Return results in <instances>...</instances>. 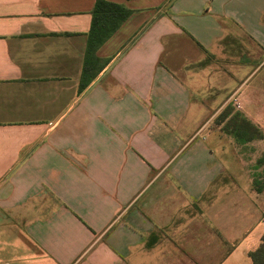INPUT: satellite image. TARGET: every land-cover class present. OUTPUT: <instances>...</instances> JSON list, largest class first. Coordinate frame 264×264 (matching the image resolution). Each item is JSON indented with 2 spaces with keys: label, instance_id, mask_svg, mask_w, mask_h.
Wrapping results in <instances>:
<instances>
[{
  "label": "crops",
  "instance_id": "crops-1",
  "mask_svg": "<svg viewBox=\"0 0 264 264\" xmlns=\"http://www.w3.org/2000/svg\"><path fill=\"white\" fill-rule=\"evenodd\" d=\"M95 1L0 0V264H253L264 139L215 118L264 109V0H106L79 89Z\"/></svg>",
  "mask_w": 264,
  "mask_h": 264
},
{
  "label": "trees",
  "instance_id": "trees-1",
  "mask_svg": "<svg viewBox=\"0 0 264 264\" xmlns=\"http://www.w3.org/2000/svg\"><path fill=\"white\" fill-rule=\"evenodd\" d=\"M132 11L124 5L109 2L106 0H96L91 12V24L87 35V43L84 51L82 72L79 81V89L84 88L94 78V76L105 65L107 60L100 59L96 52L130 17ZM222 119H227L222 130L234 137L236 142L246 144L255 139H261L262 134L259 128L245 118L239 112H233L227 106L221 112ZM217 122L223 123V120ZM259 163L264 165V153L259 159ZM256 192L261 191V187L253 182ZM253 264H264V235L256 250L250 253Z\"/></svg>",
  "mask_w": 264,
  "mask_h": 264
},
{
  "label": "rangeland",
  "instance_id": "rangeland-1",
  "mask_svg": "<svg viewBox=\"0 0 264 264\" xmlns=\"http://www.w3.org/2000/svg\"><path fill=\"white\" fill-rule=\"evenodd\" d=\"M248 59H251L252 66L257 67L258 62H259V56L256 55L254 50H252V51L249 50ZM263 76H264V73H263ZM262 82L264 83V78H263ZM252 98L257 100V102H259V103H262V102L264 103V96L262 94L261 95H252ZM259 106L262 107L263 104H259ZM232 110H233V112L241 113L249 121H251V120L253 121V119H254V121H259L262 125H264V109L255 111L254 112L255 116H254V118H251V119H249L243 112H240L235 107H233ZM221 112L218 114V116L215 119H216V121L223 120V126H224L227 119H222ZM263 129H264V127L262 129H259L261 134H262L261 139H264ZM262 144L264 147V140H263ZM242 149L244 150V157L246 159L247 166L250 169V176L252 179V184H253V182H255V183H257V186L262 188L261 191L258 193L262 194V196L264 197V165L259 163V159L261 158L262 154L264 153V149L259 151V152H256V150L251 145L243 146ZM253 187H254V185H253ZM254 190H255V188H254Z\"/></svg>",
  "mask_w": 264,
  "mask_h": 264
},
{
  "label": "built area",
  "instance_id": "built-area-1",
  "mask_svg": "<svg viewBox=\"0 0 264 264\" xmlns=\"http://www.w3.org/2000/svg\"><path fill=\"white\" fill-rule=\"evenodd\" d=\"M264 220V219H263Z\"/></svg>",
  "mask_w": 264,
  "mask_h": 264
}]
</instances>
